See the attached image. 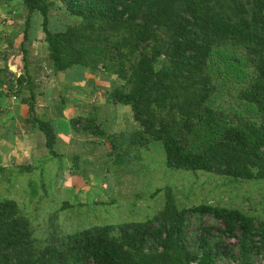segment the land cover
Returning a JSON list of instances; mask_svg holds the SVG:
<instances>
[{
    "label": "trees",
    "instance_id": "1",
    "mask_svg": "<svg viewBox=\"0 0 264 264\" xmlns=\"http://www.w3.org/2000/svg\"><path fill=\"white\" fill-rule=\"evenodd\" d=\"M19 5L25 13L20 31L25 68L26 44L41 31L55 70L117 78L107 100L130 106L140 128L106 135L108 168L140 160L157 142L168 167L264 178V0H21ZM59 7L66 19H53ZM17 82L30 91L23 98L29 105L26 121L45 134L50 156L58 157L53 121L35 111L40 81L25 70ZM14 93L19 95V88ZM74 128L105 135L95 114L76 116ZM79 163L80 155H74L68 178ZM32 169L1 166L0 187L15 185L19 174ZM31 185L33 199L45 184ZM165 190L163 207L144 220L68 231L54 222L57 209L41 236L20 201L0 194V264H264V218L210 202L179 207L172 188ZM62 206L73 204L65 200ZM205 215L223 225L205 224Z\"/></svg>",
    "mask_w": 264,
    "mask_h": 264
},
{
    "label": "crops",
    "instance_id": "2",
    "mask_svg": "<svg viewBox=\"0 0 264 264\" xmlns=\"http://www.w3.org/2000/svg\"><path fill=\"white\" fill-rule=\"evenodd\" d=\"M17 5L14 0L12 4L0 0V52L11 51L8 56L0 54V167L26 165L31 166L34 172L44 173L46 170L57 175L56 189L62 188L73 193L94 189L95 184L99 185L96 181H102V191L105 189L104 174L108 173V165L103 161L106 157L103 160L97 159L100 155H106L110 149L105 141L106 135L123 128L134 131L140 128L139 124L134 120L130 106L119 107L107 100L108 90L112 86L107 75L88 71L81 75L73 71L55 70L46 61L45 44L36 43L38 40L26 44L29 52L28 65L25 68L20 49L23 40L20 31L25 13ZM21 14L23 19L13 20L12 15ZM2 15L9 17L3 19ZM39 33L41 32H38V38ZM12 36L13 43H9L8 38ZM40 48L45 49L44 53ZM44 58L45 65H40ZM25 70L34 80L46 77L36 89L35 111L39 117L53 121L57 130L55 150L58 157L50 156L45 134L26 121L29 105L23 102V98L29 96L30 91L25 86H17L20 93L13 100L10 93L2 88L11 76L12 82L18 85V75ZM119 112L122 114L121 118L107 119ZM85 114H96L97 121L103 124L105 135L97 136L85 130H75L74 118ZM76 154H81L80 163L68 178L72 164L70 159Z\"/></svg>",
    "mask_w": 264,
    "mask_h": 264
},
{
    "label": "rangeland",
    "instance_id": "3",
    "mask_svg": "<svg viewBox=\"0 0 264 264\" xmlns=\"http://www.w3.org/2000/svg\"><path fill=\"white\" fill-rule=\"evenodd\" d=\"M14 1L18 5L21 2V0ZM52 15L53 19L67 18L61 7L53 10ZM7 17L9 16L6 15L2 18L6 19ZM12 17L16 21L23 19L22 14L12 15ZM39 19L41 21V17ZM39 35L36 43H44V34L41 32ZM44 50L41 49L43 53ZM44 60L45 58L40 65H43ZM108 79L112 83L117 80L115 76H109ZM118 106L123 107L121 104ZM121 115L119 112L114 116H108L107 119H118L121 118ZM141 154L140 160L133 161L127 166L102 167L109 170L104 174L105 189L102 191L100 186L102 181H96L99 182V185L95 184L94 189L91 188L85 192L73 193L62 188L61 190L56 189L57 175L45 170V174L37 171L19 174L18 183L1 186L0 194L14 197L20 201L24 209L31 214L38 236L42 235L44 225L50 216L52 218V212L57 209L59 211L54 222L68 231L93 224L144 220L163 207L166 201L165 188L167 186L172 188L179 207L210 202L238 208L264 218V178L245 180L201 170L168 167L165 163V154L160 143L157 142ZM104 157H106L105 160H103ZM83 159L86 161V158ZM101 159L110 167L108 153L100 155L97 160ZM31 181L38 182V184L43 181L46 189L41 185L38 186V194L33 199L30 197ZM157 188H161V191L153 194ZM65 200L72 203L73 206L63 207L62 201ZM192 220L194 221L195 218ZM203 221L205 224L215 223L219 227L223 225L221 221L214 220L212 216L208 215L203 217ZM190 230H193V227ZM228 241L232 245L237 244L236 238L228 239ZM218 264L228 263L223 261Z\"/></svg>",
    "mask_w": 264,
    "mask_h": 264
},
{
    "label": "built area",
    "instance_id": "4",
    "mask_svg": "<svg viewBox=\"0 0 264 264\" xmlns=\"http://www.w3.org/2000/svg\"><path fill=\"white\" fill-rule=\"evenodd\" d=\"M11 80L13 81V77H9L6 82L4 83L3 85V89L5 91H7L8 93H10V97L14 100V99H17L18 95L14 93V91H16L17 89V84L16 82L11 84ZM38 80V79H37ZM42 80H46V77H41L39 78L38 81H42Z\"/></svg>",
    "mask_w": 264,
    "mask_h": 264
}]
</instances>
